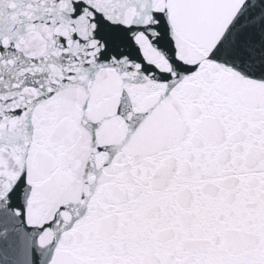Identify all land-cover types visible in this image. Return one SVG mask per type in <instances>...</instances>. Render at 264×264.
Wrapping results in <instances>:
<instances>
[{
	"label": "snow or ice",
	"instance_id": "snow-or-ice-1",
	"mask_svg": "<svg viewBox=\"0 0 264 264\" xmlns=\"http://www.w3.org/2000/svg\"><path fill=\"white\" fill-rule=\"evenodd\" d=\"M21 247L264 264V0H0V257Z\"/></svg>",
	"mask_w": 264,
	"mask_h": 264
},
{
	"label": "water",
	"instance_id": "water-1",
	"mask_svg": "<svg viewBox=\"0 0 264 264\" xmlns=\"http://www.w3.org/2000/svg\"><path fill=\"white\" fill-rule=\"evenodd\" d=\"M32 243H35V236L32 235ZM35 249H33V252ZM47 255V253H45ZM11 264H26V254L24 249L21 247L19 248L13 256L10 257ZM0 264H6L5 259L3 257H0Z\"/></svg>",
	"mask_w": 264,
	"mask_h": 264
}]
</instances>
